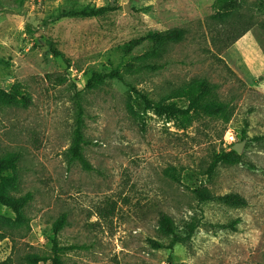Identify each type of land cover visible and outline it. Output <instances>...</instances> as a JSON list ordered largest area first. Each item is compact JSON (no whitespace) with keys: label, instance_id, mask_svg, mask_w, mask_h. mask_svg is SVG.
I'll list each match as a JSON object with an SVG mask.
<instances>
[{"label":"rangeland","instance_id":"374dc122","mask_svg":"<svg viewBox=\"0 0 264 264\" xmlns=\"http://www.w3.org/2000/svg\"><path fill=\"white\" fill-rule=\"evenodd\" d=\"M215 1L0 0V154L19 155L13 193L33 194L29 229L11 227L16 215L0 203L1 261L48 254L67 214L59 241L80 247L63 264H264V0H240L226 22L212 18ZM102 6L99 16L75 13ZM175 27L186 36L151 55L161 66H140L154 44L129 43ZM111 69L150 99L183 107L177 90L206 78L226 112L172 119L118 78L85 87L91 71ZM78 103L89 167L71 158ZM236 143L243 161L209 174L215 153ZM232 193L246 204L221 199ZM160 212L180 228L197 222L192 240L152 247L150 238L164 240Z\"/></svg>","mask_w":264,"mask_h":264},{"label":"trees","instance_id":"16d2710c","mask_svg":"<svg viewBox=\"0 0 264 264\" xmlns=\"http://www.w3.org/2000/svg\"><path fill=\"white\" fill-rule=\"evenodd\" d=\"M262 4L264 2L262 1ZM240 6V0H216L214 2L215 13L212 18L221 22H226L230 16L235 13ZM108 10L107 7L98 8H84L76 10L75 13L90 17L102 15ZM187 30L183 27H175L165 31H149L144 36L134 39L129 43L130 46L141 44L145 39L152 41L154 44V52L152 54H144L136 57L139 61V65L145 68L156 69L161 66L159 63L151 62V55L155 56L162 54L165 51V47L172 43H178L182 41L186 36ZM58 54L63 55L59 52ZM69 63V62H68ZM70 66V64H69ZM118 78L125 82L132 90H134L145 103V108L153 109L158 114H166L169 118H188L192 114H219L226 112L227 103L219 100L216 96L217 84L210 83L206 78L193 79L190 83L179 88L176 94H180L188 101V104L183 107L177 105L175 102H164L162 100H152L145 93L139 92L131 83H129L123 74L118 69H111L107 72L91 71L86 79L85 87L87 89H93L101 85L107 79ZM28 100L24 96V102ZM79 112L77 117L76 129L73 138V144L70 148L71 158L79 159L86 166L89 167L83 155V144L86 143L83 134V108L78 103ZM129 109L132 110L133 106L129 104ZM245 130L242 131L245 136ZM18 161L19 155L17 153L8 152L0 154V203L10 207L16 218L14 222L9 224L11 227L17 229L30 228V219L26 215V208L33 198V194L27 191L21 195H15L13 188L18 184ZM242 155L239 154L233 147L228 151H220L215 153L212 161L208 167V173L213 174L216 172L217 167L220 164H235L242 162ZM197 195L203 200L212 199L213 196L207 189H196ZM221 199L225 202H232L237 205L246 204V200L238 194H226L222 195ZM67 223V214L62 216L54 223L53 235L51 236L52 247L48 254H32L28 256V260L31 264H37L40 260H51L52 264H63V254L67 250L75 249L78 245H62L59 241L58 234ZM158 231L164 240H157L150 238L148 241L154 248H170L173 249L178 243H189L198 226L197 222H190L183 228H180L175 222L174 218L166 212H160L158 218ZM1 238H4V233L0 234ZM0 264H8L7 260L1 261Z\"/></svg>","mask_w":264,"mask_h":264},{"label":"built area","instance_id":"2783aa9c","mask_svg":"<svg viewBox=\"0 0 264 264\" xmlns=\"http://www.w3.org/2000/svg\"><path fill=\"white\" fill-rule=\"evenodd\" d=\"M226 140L230 144L235 140V135H234V133L232 131H228Z\"/></svg>","mask_w":264,"mask_h":264},{"label":"water","instance_id":"95a60500","mask_svg":"<svg viewBox=\"0 0 264 264\" xmlns=\"http://www.w3.org/2000/svg\"><path fill=\"white\" fill-rule=\"evenodd\" d=\"M128 8L126 7V10H127ZM238 153H241V151H242V145H241V143H236L235 145H234V147H233Z\"/></svg>","mask_w":264,"mask_h":264}]
</instances>
